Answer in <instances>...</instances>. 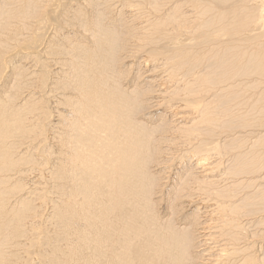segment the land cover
Returning <instances> with one entry per match:
<instances>
[{
    "label": "bare ground",
    "instance_id": "1",
    "mask_svg": "<svg viewBox=\"0 0 264 264\" xmlns=\"http://www.w3.org/2000/svg\"><path fill=\"white\" fill-rule=\"evenodd\" d=\"M0 76V264H264V0H0Z\"/></svg>",
    "mask_w": 264,
    "mask_h": 264
},
{
    "label": "rangeland",
    "instance_id": "2",
    "mask_svg": "<svg viewBox=\"0 0 264 264\" xmlns=\"http://www.w3.org/2000/svg\"><path fill=\"white\" fill-rule=\"evenodd\" d=\"M0 78H1V76H0ZM49 230H50V225H48V227H47Z\"/></svg>",
    "mask_w": 264,
    "mask_h": 264
}]
</instances>
